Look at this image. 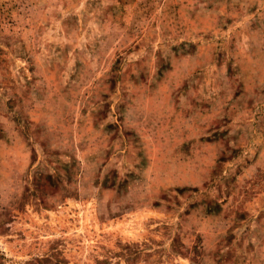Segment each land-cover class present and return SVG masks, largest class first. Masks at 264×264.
I'll use <instances>...</instances> for the list:
<instances>
[{
	"label": "rangeland",
	"instance_id": "rangeland-1",
	"mask_svg": "<svg viewBox=\"0 0 264 264\" xmlns=\"http://www.w3.org/2000/svg\"><path fill=\"white\" fill-rule=\"evenodd\" d=\"M0 264H264V0H0Z\"/></svg>",
	"mask_w": 264,
	"mask_h": 264
}]
</instances>
